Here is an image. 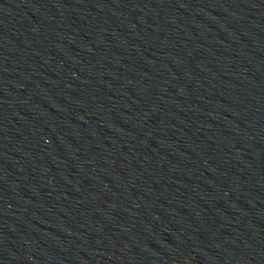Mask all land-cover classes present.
Here are the masks:
<instances>
[{"label": "water", "instance_id": "obj_1", "mask_svg": "<svg viewBox=\"0 0 264 264\" xmlns=\"http://www.w3.org/2000/svg\"><path fill=\"white\" fill-rule=\"evenodd\" d=\"M0 264H264V0H0Z\"/></svg>", "mask_w": 264, "mask_h": 264}]
</instances>
